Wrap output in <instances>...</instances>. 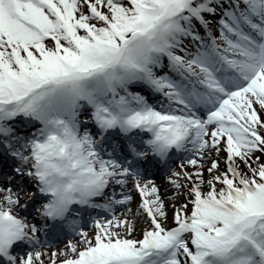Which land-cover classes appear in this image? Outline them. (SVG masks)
Returning a JSON list of instances; mask_svg holds the SVG:
<instances>
[{
	"label": "snow or ice",
	"instance_id": "6c2138e0",
	"mask_svg": "<svg viewBox=\"0 0 264 264\" xmlns=\"http://www.w3.org/2000/svg\"><path fill=\"white\" fill-rule=\"evenodd\" d=\"M0 264H264V0H0Z\"/></svg>",
	"mask_w": 264,
	"mask_h": 264
},
{
	"label": "rangeland",
	"instance_id": "374dc122",
	"mask_svg": "<svg viewBox=\"0 0 264 264\" xmlns=\"http://www.w3.org/2000/svg\"><path fill=\"white\" fill-rule=\"evenodd\" d=\"M224 156H225V153H223V152H221L220 153V157H219V159H220V161H221V171H223L224 170V163H223V160H224ZM210 166V164H208V163H205L204 164V178L205 179H208L209 178V176H208V173H207V168ZM186 170L188 171V172H194L195 171V169L193 168V166H189V165H187L186 166ZM203 187V186H202ZM176 192H177V190L171 185V184H168V186H166L164 189H162V191H159V194H160V196H161V199L162 200H164L165 202H168L170 199H173V197L176 195ZM132 193H134V194H136V191L135 190H133L132 191ZM136 202H137V200H136V198L135 197H133L132 198V201L127 205V207L126 208H120L119 210H118V212H120V213H122L123 212V214L124 213H126L127 212V208H129V205L130 204H134L135 206H136ZM185 202V198L183 197V196H181V198L179 199V200H174L173 202H172V204L171 205H167L166 204V211L168 212V215H169V217H171L172 216V212H173V209H172V206L174 205V204H183ZM135 218V219H134ZM132 217L131 219L132 220H134V222L136 223V221L135 220H138L141 224H142V228H143V226L144 227H147V225H146V223H145V216H138V217ZM143 220V221H142ZM143 223H144V225H143ZM138 225V224H137ZM167 226H173L172 224H171V222H168V224H167ZM139 231L141 232V230L139 229ZM136 232V231H135ZM134 232V233H135ZM132 235H133V233H132ZM136 235V234H135Z\"/></svg>",
	"mask_w": 264,
	"mask_h": 264
},
{
	"label": "bare ground",
	"instance_id": "6f19581e",
	"mask_svg": "<svg viewBox=\"0 0 264 264\" xmlns=\"http://www.w3.org/2000/svg\"><path fill=\"white\" fill-rule=\"evenodd\" d=\"M137 199H138V197H137ZM175 199H170L168 202H165V204H167L168 206L169 205H171L172 204V202L174 201ZM129 208H131L132 210H133V212H135L136 211V206L134 205V204H130L129 205ZM117 215L118 216H120V213L118 214L117 213ZM127 215H128V218L130 219V220H132L131 218L133 217V215H132V213H127ZM137 224H140L141 226H142V224L138 221V220H136V223H135V225H136V228H137V231L134 233L133 232V235H132V237L133 238H142V232H140L139 231V229L140 230H142L143 228H145V227H141V226H138ZM136 234V235H135Z\"/></svg>",
	"mask_w": 264,
	"mask_h": 264
}]
</instances>
